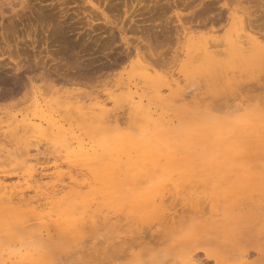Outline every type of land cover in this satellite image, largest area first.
<instances>
[{"label":"rangeland","instance_id":"obj_1","mask_svg":"<svg viewBox=\"0 0 264 264\" xmlns=\"http://www.w3.org/2000/svg\"><path fill=\"white\" fill-rule=\"evenodd\" d=\"M23 1L0 0V8L4 10L3 15L0 14V46H7L3 43L4 35L11 48L5 47L4 54H0V60L4 59L0 61V91L5 90V93L0 92L1 195L24 191L26 197L35 199L41 197L35 192L37 185H70L69 176L79 163L75 154L82 148H88L89 152L93 149V153L101 150L98 139L89 136L84 125L100 133L96 126L103 132L115 128L116 124L112 121L105 126L106 121L102 123L101 119L98 120L101 123L96 124L93 117L91 120L92 114H86L89 118L86 121L84 116L80 118L74 113L78 111L73 104L80 98L85 112L101 105L119 119L118 128L126 130L132 126L129 104L121 100L126 99L127 84L143 103L149 104L150 111L164 115L155 113L154 116H161L165 121L171 118L175 128L173 139L179 144L183 143L186 132L197 134L201 131V121H216L220 127L218 131L224 134L220 143H215L214 138L207 142L198 140L196 151L203 154L201 157L206 161L204 166L208 172L226 167L230 169L224 170L229 178L227 185L237 180L240 183L237 188L241 186V196L232 206L234 217L228 218L223 213L224 201L212 202L210 188L199 184L197 193L207 205H203L206 215L215 212L213 209L218 214L211 226L202 227L203 222H200L197 228L194 224L199 218L193 215L190 206L187 210L186 204L167 194V209L172 207L170 215L174 211L175 215L185 214L186 218L193 215L177 229L176 226L159 225L148 217L140 220L116 214L111 220L115 224L113 227L101 228L97 233H91L92 229L86 227L87 231L81 233L69 250L57 252L58 260L62 258L65 264H184L195 257L202 264H264V55L255 59L247 50L250 54L244 52L243 58L242 55L236 57L229 50L226 54L228 46L223 44L225 35L238 27L237 23L244 17L264 25V0H159L158 3L140 0V4L137 0H110L113 5L107 3L108 0H92L91 3ZM259 28L260 35H264L263 26ZM206 40L218 42L209 48L215 62L212 67L209 62L200 65V58L191 52V46ZM186 49L190 53H185ZM7 50L10 53H6ZM17 61L24 67L15 70ZM144 74L155 80L156 86L143 81ZM135 94L134 101L139 98ZM20 119L31 121L37 129L22 130L16 126ZM230 131H234V136ZM217 146L225 149L228 156L218 158ZM40 199L28 206L18 203L16 210L26 214L31 209V213L46 217L43 222L49 223L54 219L50 217L54 216V208ZM175 215L173 219L179 220ZM171 229L176 232L171 234ZM50 243H43L40 248L50 254ZM0 246V259L7 258L14 249L6 244ZM113 246L119 248L115 250ZM15 247L20 248L22 255L27 254L25 244ZM29 253L38 255L34 248H29ZM58 260H55L57 264Z\"/></svg>","mask_w":264,"mask_h":264},{"label":"bare ground","instance_id":"obj_2","mask_svg":"<svg viewBox=\"0 0 264 264\" xmlns=\"http://www.w3.org/2000/svg\"><path fill=\"white\" fill-rule=\"evenodd\" d=\"M66 1L67 2L72 1V3H74L76 0H66ZM80 1H83V2L85 1L87 3L92 2V0H80ZM109 1L110 0H108L107 3ZM158 1L159 0H156L157 3H158ZM78 2H79V0H78ZM111 2H112V0H111ZM111 2H109V4L113 5V3H111ZM137 2L139 4L141 3L140 0L139 1L137 0ZM21 3L22 2L20 1V4ZM129 4H130V2H129ZM21 5H23V4H21ZM24 5H26V4L24 3ZM143 5H144V2H143ZM20 8H22V7H20ZM148 9H149V7H148ZM12 10H15V9L11 8V11ZM22 10H24V8ZM3 12H4V10H1V8H0V14L3 15ZM15 12H17V11L15 10ZM223 12L224 11H222V13ZM40 13H42V12H40ZM192 14L194 17L193 12H192ZM199 15L200 14H198V17H199ZM47 16H49V15H47ZM219 16L221 17L220 14H219ZM189 18L191 19L192 16ZM230 18H232V15ZM218 19L219 18H217V20ZM244 19H246V20H244ZM244 19H243L244 21H247V17L246 18L244 17ZM250 19H248V21L245 22V23H247V25L244 24L243 20H240L237 23L238 27L234 26L235 28L232 30V32L231 33L228 32V34L225 35V38H223V40H224L223 44L226 43L227 45L226 44L225 45L229 47V49H228V47L226 48L227 49V51L225 52L226 54H227V52L230 51L231 54H235L236 57H238V55H242L244 52H245V54L246 53L250 54V52H251L252 55H254L255 59H257L256 58L257 56L260 57V55H261V57H262V55H264V35L262 33L260 35V32H259L261 30L259 27H261V25H262L263 30H264V25L263 24H261V25L255 24L254 22H252L253 20L251 21ZM253 19H254V17H253ZM257 19L255 18V20H257ZM199 20H201V19H199ZM217 20H216V22H217ZM227 20H228V18H227ZM205 22H204V25L205 24L207 25V23H205ZM198 23H201V25H202V22H198ZM196 25H200V24H196ZM8 26H7V28H8ZM178 26H177V28H178ZM184 26H185V24H184ZM220 26H222V25H220ZM59 27H58V29H59ZM147 27H149V25ZM232 27H233V25H232ZM2 28H4V27H2ZM144 28H143V30H144ZM50 29H51V27H50ZM258 29H260V30L258 31ZM54 30L56 31V29H54ZM209 30H210V28H209ZM251 31H253L252 33H254V32H257V33H254L252 35ZM59 32H57V33H59ZM175 32H177V31L175 30ZM179 33H180V31H179ZM258 33H259V35H258ZM153 34H154V32H153ZM255 34L258 36H254ZM3 36L4 35H2L3 43H5V45H7V46H5L6 49L10 50L11 49L10 44H9L8 40ZM2 38H1V40H2ZM65 40H67V39H65ZM71 42H72V40H71ZM73 42H75V41H73ZM217 43H211V42L209 43L206 40L202 43L199 42L195 46L194 45L191 46L192 47L191 52L193 51V54H194V56H196V58H198V59L200 58V60H199V62L201 63L200 65H202L206 62H209V64L212 67L214 61H212L211 54L213 52L211 53L209 48H211L212 45L216 46ZM61 44H63V42ZM71 46H73V45H71ZM5 47H4V45L0 46V54H2V53L4 54ZM136 49H138V47ZM8 50L5 52L7 53ZM188 50L189 49H186V52L185 51L184 52L190 53ZM247 50L248 51L250 50V52H247ZM14 51H17L16 55L18 56L19 50L16 49ZM59 52H62V51H59ZM218 52H220V51H218ZM221 52L220 53L223 54L224 51H221ZM8 53H10V52H8ZM215 53H216V51H215ZM215 53H214V55H215ZM216 55H217V53H216ZM218 57H220V56H218ZM221 57H223V56L221 55ZM241 57L243 58V55ZM0 58H1V56H0ZM193 58H195V57H193ZM262 59H264V56L262 57ZM2 60H4V59H2ZM2 60H0V61H2ZM52 61H54V60H52ZM7 62H9V61H7ZM37 63H36V65H38ZM30 64H31V62H30ZM214 64H215V62H214ZM36 65H34V66H36ZM39 65H41V64H39ZM59 65H60V62H59ZM22 67H24V66L20 65L17 61V62H15L13 68L15 70H19ZM31 68H33V67H31ZM67 68H69L68 65H67ZM143 73H146V72H143ZM193 74H195V73H193ZM191 78H192V75H191ZM143 81L151 84L152 86H156V82H154L155 80H153L147 74L143 75ZM167 86L169 88V85H167ZM233 86H235L234 82H233ZM126 87L128 88V90H127L128 93L126 95V99L122 98L121 100H124V101L126 100L125 102L129 104V105L127 104L129 106V108H127V109H129L128 114H129V118L131 121L130 124H132V126L126 130L125 129L124 130L119 129L118 128L119 127L118 126L119 125L118 124L119 119L113 115L111 116V114H109L101 105H95V106H97L96 107L97 109L94 106V107H91V109L89 108L90 109L89 111L85 112V111H83L85 105L81 104L80 98H78L79 101H76L77 104L76 103L73 104L76 106L75 108L78 111V112L75 111L74 113H76V115L78 114V117H80L81 115L84 116L85 118L84 117L83 118L86 121L89 120V118H88V116H86V114H92L91 120L94 118L92 121L95 120V123L100 122V121H102V123H103L104 121H106V122H104L105 126H106V125H108L107 122L110 123L113 121L116 124H114L115 128L104 129L103 132H101V128L96 126V128H98L100 130V133L95 131L93 128L89 127V125H86V124L84 125L83 129L86 131V133L89 136L90 135L92 137L95 136L94 138L98 139L97 144L101 150H100V152L95 151V153H93L92 152L93 149H91V152L87 151L88 148L83 150V148L81 147L82 148L81 151L79 149L80 152L78 154H75L76 158H78L77 160L79 161V163L77 164L76 167H74V169L76 171L73 170L74 172L72 171L70 176H69V179H70L69 181L71 184L70 183H68V184H70V185H67L66 183H60L61 186L59 184H56V183L52 184V185L48 184L49 186L46 183L37 185L35 188V192L37 195H39L41 197H38V198L36 197L35 199L33 198V196H31V197L27 196L26 197V194L24 193V191H11V192H4L2 195L0 194V245L6 244L9 247L14 246V249L11 250V252L9 253V256L7 258H1L0 259V264H57V262L55 261V260H58V258H59L57 256V252L69 250L72 247V244L75 243L76 240L80 237L81 233L84 232L86 227H90L92 229L91 233H97L101 230V228L104 229L110 225H112L111 227H113V225H115V224L114 223L112 224L111 220L113 217L116 216V214H119L120 216H124V217L130 216V217L137 218L140 220H143L144 218L148 217V218H152L153 221H157V223L159 225L163 224L164 227L176 226V229L179 225H183L187 219L190 220V218H189L190 216L196 215L199 218L198 221L195 222V224H194L197 226V228H199L198 225H200L199 224L200 222H203V223H201L202 227L211 226L216 220V219H214V216L216 214V210L213 209V211H215V212H213V213L210 212L209 215H206V211H204L205 205L202 202L204 200V198H203V200L200 199V196L197 193L196 186L199 184H201L205 187L208 186L210 188L209 197H211L212 202L217 201L218 199H221L222 201H224V204L222 205L223 213L227 214L228 218L234 217V214L232 212V206H233L235 199L237 197L241 196V186H239V188H237L238 185H240V183L237 182V180H236L235 184H233L231 186L227 185L229 182V178H228V175L226 174V172L224 170H230V169H228L226 167H217V169L214 170V172H208L204 166L206 161L201 157V156H203V154L202 155L199 154L200 150H198L199 152L196 151L197 145L195 142L198 140L207 142V141H211V139L214 138L215 143H220L219 141L221 140V137H223L224 134H221L218 131L220 129L218 123L216 121H213V119H206V120L201 121V123H202L201 131L197 134H194L191 132H188V133L186 132L184 134L185 136H183V139H184L183 143L179 144L178 142L174 141V139H173V133H174L175 128H174V126L171 125L172 124V122H170L171 118H169L170 120L165 121L161 116H154V114L156 112L153 113L152 111H150L151 109H150L149 104L143 103V99L141 97H139L137 95V93L135 94V91H133L134 89L131 91V86L129 84H127ZM126 87H124V88H126ZM20 88H21V86H20ZM166 88L167 87L165 86V89ZM52 89H54V88H52ZM55 90H54V92H55ZM161 92H163V91H161ZM2 93H5V90L2 91L1 94ZM53 94H55V93H53ZM134 94L137 96V98L139 97L138 99H136V101H134ZM225 94H228V93H225ZM184 98H186V96ZM175 99H176L175 101H177V98H175ZM72 108H74V107H72ZM92 108L95 109V111H97V113L93 112L94 110ZM158 113H156V114H158ZM159 115H162V114L159 113ZM162 116H164V115H162ZM78 117H77V119H78ZM98 120H100V121H98ZM17 121L19 124L16 126L21 127L22 130H25L27 128H31L32 130L37 129L36 125H34L29 120L20 119ZM92 121H90V122H92ZM92 124H94V122H92ZM147 132H149V133L147 134ZM226 132H228V131H226ZM230 133H232V135L234 136V131H230ZM93 141H94V139H93ZM223 142L226 143V140H224ZM94 144L96 145V143H94ZM94 149H96V148H94ZM76 152H78V150ZM228 154L229 153L225 149L219 148L217 146L216 155L218 156V158L225 156V155L228 156ZM204 156H206V154H204ZM209 162H210V160H209ZM61 181H63V180H61ZM57 185H59V186H57ZM200 188H202V187H200ZM204 190H205V188H204ZM231 193H233V194H231ZM167 194H169V196H171L172 198L177 199L179 203L186 204L188 206L187 210L191 209V212H193L195 214L192 213L193 215H190V216L188 215L189 216L188 218H186L185 214H183V215L179 214L178 215L179 217H178L177 215H175L176 211H174L173 215H170L169 211L171 210L172 207L171 208L169 207L170 210L167 209V201H166L167 200V198H166ZM205 195L207 196L208 194H205ZM210 195H212V196H210ZM206 196H205V199H206ZM40 198L42 200L43 199L46 200L47 203H51L53 208H54V210H53L54 216L50 215V217L52 216V217H54V219L50 218L51 220L49 219L50 220L49 223L43 222V218L46 219V217L42 218V216L31 213V212H33V210H31V209L27 210L26 214L25 213L21 214V212H18L16 210L18 203H23L24 205L28 206L33 201H38ZM168 198H170V197H168ZM201 198H202V196H201ZM172 201H173V199H172ZM207 202H205V203L207 204ZM165 203H166V205H165ZM174 204L175 203H173V206H174ZM189 206H190V209H189ZM220 208H219V210H220ZM181 212H183V211L181 210ZM188 212L190 213V211H188ZM174 215H175V218H179V220L175 221L173 219ZM216 215H218V214H216ZM236 217H245V216L244 215H236ZM121 218H120V220L124 219V218H122V219ZM47 220H48V217H47ZM114 220L116 221L117 219H114ZM120 220H117V221H120ZM231 220H230V222L232 223ZM238 220L241 221L242 219L241 220L237 219V221ZM127 221H129V220H127ZM262 221H264V217L262 218ZM132 223H133V221H132ZM117 227H118V225H117ZM217 227H219V226H217ZM114 228H116V227H114ZM176 229H175V231H174V229H171L172 230L171 234H173V232H176ZM90 230H88V231H90ZM85 231H87V230H85ZM165 237H167V236H165ZM47 242H51L50 247H52V250H51L50 254H49L48 250H43L42 248H40L43 243H47ZM17 244H19V245L25 244L26 245V247H25L27 250L26 255H22L20 252V248L15 247ZM111 246H112V244H111ZM115 246H113V247L115 248ZM118 246H122V245L118 244ZM118 246H117V248H119ZM0 247H2V246H0ZM113 247H112V249H113ZM29 248H34V250L36 251V253L38 255H36V256L33 255L34 252H33V254H30ZM117 248H115V250ZM30 251H31V249H30ZM65 254H66V252H65ZM71 254H69V256ZM74 257H76V256L74 255ZM61 259L58 260V263L59 264H65L63 262L65 260H61ZM71 260H68V261H71ZM184 264H202V263L200 261L196 260L194 257V259H189L188 262L186 261Z\"/></svg>","mask_w":264,"mask_h":264}]
</instances>
